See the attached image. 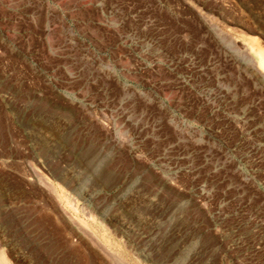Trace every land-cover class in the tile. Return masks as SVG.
Masks as SVG:
<instances>
[{"label": "rangeland", "instance_id": "obj_1", "mask_svg": "<svg viewBox=\"0 0 264 264\" xmlns=\"http://www.w3.org/2000/svg\"><path fill=\"white\" fill-rule=\"evenodd\" d=\"M254 42L264 0H0V264H102L39 175L99 210L112 264H264Z\"/></svg>", "mask_w": 264, "mask_h": 264}, {"label": "bare ground", "instance_id": "obj_2", "mask_svg": "<svg viewBox=\"0 0 264 264\" xmlns=\"http://www.w3.org/2000/svg\"><path fill=\"white\" fill-rule=\"evenodd\" d=\"M254 44L256 43L254 42ZM255 46L256 47L251 49V57H249V60L264 74V47H261V45L257 46V44ZM66 178L62 177L61 179H58L60 182L57 184H55L54 181H51V179L48 180L49 178L43 179L41 175L33 179L32 183L39 184L41 189L40 191L42 192V200L40 199L41 202H37V205H40V209H43V211L47 213L48 217L55 223L65 228V236H67L71 243L76 245L85 243L87 248L102 256V264H112L111 259L116 257L114 249L116 244H118L115 240V232L110 231V229L106 226L105 221L98 218V209H90L87 212L86 209L81 208L78 203V197H72L71 194L75 192H72L73 188L71 183L69 184ZM79 213L83 215V218L78 216ZM98 224L101 227H96ZM116 253L118 252L116 251ZM125 258L126 257H124V259Z\"/></svg>", "mask_w": 264, "mask_h": 264}]
</instances>
